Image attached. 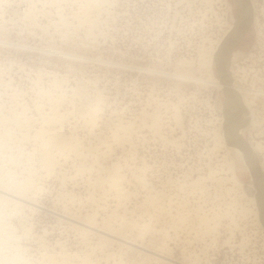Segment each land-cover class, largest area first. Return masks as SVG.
Here are the masks:
<instances>
[{
    "label": "rangeland",
    "instance_id": "rangeland-1",
    "mask_svg": "<svg viewBox=\"0 0 264 264\" xmlns=\"http://www.w3.org/2000/svg\"><path fill=\"white\" fill-rule=\"evenodd\" d=\"M240 8L0 0V264H264L262 192L230 166L210 81L249 95L237 128L264 175V0L226 47Z\"/></svg>",
    "mask_w": 264,
    "mask_h": 264
},
{
    "label": "bare ground",
    "instance_id": "bare-ground-1",
    "mask_svg": "<svg viewBox=\"0 0 264 264\" xmlns=\"http://www.w3.org/2000/svg\"><path fill=\"white\" fill-rule=\"evenodd\" d=\"M56 1V0H55ZM100 1V0H99ZM243 2V1H242ZM244 2H243V4H242V7H241V11L239 12V23L241 24V26H237V28H236V31H235V33H233V35H232V37H230V39H228L226 42H225V46L226 47H228L229 46V44H231L232 42H235L234 44H233V46H232V48L234 47V45L240 40V38L243 36V34L245 33V29H246V26L249 24V22H247L248 21V17H249V12L248 13H246V11H245V7H244ZM29 16V15H28ZM247 20V21H246ZM247 22V23H246ZM239 23H238V25H239ZM247 24V25H246ZM235 30V29H234ZM243 38V37H242ZM225 46L223 45V47H222V50H223V48H225ZM231 48V49H232ZM228 51V50H227ZM212 57V56H211ZM223 57V55H221V53H220V60H219V70H221V71H223V72H225L226 71V69H227V65H228V59H229V55H228V57L223 61L221 58ZM67 58V57H66ZM220 72V71H219ZM226 73V72H225ZM211 77V82L212 83H214V84H216L220 89H221V92L222 93H224V94H226L225 92H227L228 93V95H229V99H230V103H229V105H228V108H227V112H228V114H229V121H228V123H230V128L228 127V131H229V129H230V131H231V143H232V147H233V149H234V151H232L231 153H232V162L230 163V166H231V168L233 167L234 169H236V168H239L240 169V167L241 168H244L253 178L256 176L257 178H256V186H257V190H259V191H261L262 192V195H261V199L260 198H258V199H254V201H255V204L257 205V207H259V211L261 210L262 211V214L261 215H263V222H264V175L261 173V172H259L258 170H257V168H255L254 166H255V163H254V161H253V159L251 158V159H249V157L247 156V155H245V154H243V153H241L240 151H241V137H240V135H239V132H238V122L241 120L240 119V116H239V114H238V112L239 113H241V114H244L245 112L247 113V112H249L248 114H250L251 115V113H253V111H252V109H251V106H250V104L249 103H247V101H248V96L249 95H244V96H241V97H239V98H237V97H235V93H233L232 91H231V86H226V84L224 85V83L222 82V81H217V80H215V77L213 76V74H211L210 75ZM228 85H230V84H228ZM227 95V94H226ZM62 96V95H61ZM101 98V97H100ZM241 102H242V104H241ZM99 106V105H98ZM241 106H242V109H241ZM24 108V107H23ZM29 110V109H28ZM92 110V109H91ZM27 111V110H26ZM93 115V114H92ZM236 116V117H235ZM52 118V117H51ZM93 118V117H92ZM250 118V117H249ZM54 119V118H53ZM98 119V118H97ZM252 119V118H251ZM45 120V119H44ZM49 120H52V119H50L49 118ZM21 121V120H20ZM92 121V120H91ZM45 122H46V120H45ZM51 122V121H50ZM58 124V123H57ZM41 129V128H40ZM61 129V128H60ZM236 130H237V135H236ZM41 131H42V129H41ZM45 131V130H44ZM45 132H47V131H45ZM48 133V132H47ZM60 133V132H59ZM43 134V133H42ZM53 134H54V132H53ZM61 135V134H60ZM55 136V135H54ZM44 137V136H43ZM61 137H62V135H61ZM50 138V137H49ZM34 139H36V138H34ZM58 137H55V138H53V136L51 137V142L50 143H52V144H54V145H57V148H58V145H59V148H60V146H61V148L64 146V144H67L66 142H64V141H62V139H58ZM49 140V141H50ZM64 140V139H63ZM67 140V139H66ZM44 141V140H43ZM79 142V141H78ZM46 144H48V141H47V143ZM63 145V146H62ZM68 145V144H67ZM252 145V144H251ZM49 146H51V145H49ZM53 146V145H52ZM45 147V146H44ZM60 148V149H61ZM236 148V149H235ZM67 149H69V148H67ZM258 149H261V150H264V145L263 146H261V145H258ZM46 150H48V148L46 149ZM45 150V151H46ZM64 150H66V149H64ZM63 150V151H64ZM29 154V153H28ZM49 154V153H48ZM46 155V154H45ZM245 155V156H244ZM49 157H50V155H48ZM244 156V157H243ZM45 158H46V156H45ZM51 158V157H50ZM53 158V157H52ZM44 159V158H43ZM51 160V159H50ZM50 160H49V158H48V161L50 162ZM56 160V159H55ZM46 162V161H45ZM46 165V164H45ZM49 165V164H48ZM226 165V164H225ZM47 166V165H46ZM55 166V165H54ZM91 166V165H90ZM93 166V165H92ZM51 167V166H50ZM49 168V167H48ZM52 168V167H51ZM51 168H49V169H51ZM55 168V167H54ZM232 168V169H233ZM234 169H233V171H234ZM39 170V169H38ZM43 170V169H42ZM54 170V169H53ZM2 171V170H1ZM110 176V175H109ZM119 176V175H118ZM233 176V175H232ZM101 177V176H100ZM111 177V176H110ZM119 177H121V176H119ZM234 177V176H233ZM236 178H237V175L235 176ZM234 177V178H235ZM102 179V178H101ZM118 179V178H117ZM122 179H123V177H122ZM233 179V178H232ZM238 179V178H237ZM110 180V179H109ZM114 180H115V177H114ZM237 181V180H236ZM236 181H235V183H236ZM103 182H105V181H103ZM117 183V182H116ZM118 183H119V181H118ZM240 185V184H239ZM26 187V186H25ZM123 188V187H122ZM114 189H116V188H114ZM19 191V190H18ZM123 192V191H122ZM125 192V191H124ZM123 192V193H124ZM118 194V193H117ZM122 195H124V194H122ZM24 196V195H23ZM2 197V196H1ZM123 197V196H122ZM253 200V199H252ZM120 201V200H119ZM257 209V208H256ZM4 211V210H3ZM258 215L260 214V213H257ZM257 215V216H258ZM210 221V220H209ZM215 221V220H214ZM205 223V222H204ZM208 224V223H207ZM122 225V224H121ZM149 226V225H148ZM144 227V226H143ZM126 228V227H125ZM210 229V228H209ZM120 230V229H119ZM15 233V232H14ZM4 234V233H3ZM1 237V236H0ZM108 239V238H107ZM2 240V239H1ZM3 241V240H2ZM20 241V240H19ZM1 242V241H0ZM3 242H6V240L5 241H3ZM2 242V243H3ZM6 244V243H5ZM106 244V243H105ZM1 250V249H0ZM78 254V253H77ZM47 255V254H46ZM87 257H88V255H87ZM18 260V259H17ZM65 260V259H64ZM90 261V260H89ZM105 261V260H104ZM10 263V262H9ZM55 263V262H54ZM101 264V263H100Z\"/></svg>",
    "mask_w": 264,
    "mask_h": 264
},
{
    "label": "flooded vegetation",
    "instance_id": "flooded-vegetation-1",
    "mask_svg": "<svg viewBox=\"0 0 264 264\" xmlns=\"http://www.w3.org/2000/svg\"><path fill=\"white\" fill-rule=\"evenodd\" d=\"M239 1V2H238ZM233 0V3H234V7H235V10H236V7L238 6V3H239V8L242 7V4L243 2L242 1H245L246 5L244 4V7L247 6L249 8V10L251 11V8H253V0ZM240 11H241V8H240ZM247 21V20H246ZM237 28V24L235 26ZM236 28L234 30V32L236 31ZM233 32V33H234ZM232 144V143H231ZM233 149V148H232ZM236 149V148H235ZM234 151V149H233ZM241 153L244 154V151H243V148L241 147ZM244 157V156H243Z\"/></svg>",
    "mask_w": 264,
    "mask_h": 264
},
{
    "label": "built area",
    "instance_id": "built-area-1",
    "mask_svg": "<svg viewBox=\"0 0 264 264\" xmlns=\"http://www.w3.org/2000/svg\"><path fill=\"white\" fill-rule=\"evenodd\" d=\"M225 3H226V2H225ZM222 32H223V28H222ZM222 32L219 31V32H218V35H217V36L215 35L213 38H216V37H218V36H221Z\"/></svg>",
    "mask_w": 264,
    "mask_h": 264
}]
</instances>
